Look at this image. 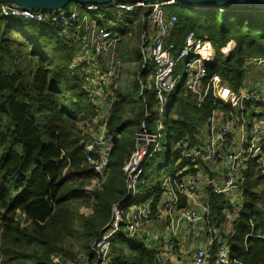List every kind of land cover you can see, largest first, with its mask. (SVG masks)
Returning <instances> with one entry per match:
<instances>
[{
	"label": "trees",
	"instance_id": "1",
	"mask_svg": "<svg viewBox=\"0 0 264 264\" xmlns=\"http://www.w3.org/2000/svg\"><path fill=\"white\" fill-rule=\"evenodd\" d=\"M6 2L0 0L1 4ZM71 4L74 2L66 11ZM108 7L114 9L111 4ZM143 14L144 10H138L123 21L129 22L132 16L142 20ZM169 14L178 18L166 44L167 48L173 45V57L178 58L190 33L201 42L213 43L216 61L207 70L205 88L219 78L239 92L247 79L248 66L253 65L250 59L264 60L262 8L195 6ZM114 32L124 31L116 28ZM232 42L236 51L228 59L224 51ZM89 49L80 35L22 18L7 19L0 8V264H98L93 247L112 220L113 206L124 201L127 214L135 205L130 197L129 202L123 200V192L136 136L132 150L122 144L121 137L128 127L136 133L143 131V124L149 128L147 113H154L157 101L154 88L143 91L142 84L148 85L156 66L151 63L143 69L140 50L133 74L126 79L122 75L108 121V133L117 137L107 180L90 191L94 177L86 165L90 140L82 137L80 125L97 116L107 92L103 88L100 98L91 91L87 79L96 63ZM170 103L172 111L163 124L166 154L163 140L160 148L152 146L139 176L138 193L144 200L136 204L149 202L153 215L165 197L159 179L164 168L175 176L184 167H193L180 164L179 146L183 141L196 145L201 129L215 113L223 112L230 118L236 114L230 102L215 96L212 87L201 106L185 85L172 93ZM244 106L245 112L261 109L260 118L264 119V104L245 101ZM240 198L243 207L235 217V199L211 196V226L219 229L233 219L231 235L217 236L231 244L232 254L243 264H264V238L260 237L264 235V166L256 161ZM180 203L186 207L184 196H180ZM82 208H91L92 212L82 214ZM120 229L119 238L111 242V264H167L159 261L149 245L126 238L124 224ZM217 250L215 245L213 252ZM211 264H217L214 253Z\"/></svg>",
	"mask_w": 264,
	"mask_h": 264
},
{
	"label": "built area",
	"instance_id": "2",
	"mask_svg": "<svg viewBox=\"0 0 264 264\" xmlns=\"http://www.w3.org/2000/svg\"><path fill=\"white\" fill-rule=\"evenodd\" d=\"M112 8L126 14H133L138 10H144L142 17V45L141 53L144 61L143 69L153 63L156 70L149 76L151 85H143L142 90L154 88L157 106L156 119L163 127L166 119L165 114L171 110L170 97L172 93L181 86H187L188 90L195 95L200 106L210 90L213 89L214 82L205 88L204 79L207 70L214 62L211 53L215 52L212 42H201L194 33H190L186 39V45L179 50L178 58L173 57V45L167 48V40L170 33L178 23L175 15L169 14L168 10L176 5L181 8L195 7L194 5L176 0H154L146 2H113ZM108 5L96 3H74L68 11L51 13L46 10L31 9L18 6L9 2L0 3L3 17L7 19L24 18L28 21L41 25L52 26L63 29L67 34L73 33L82 36L83 41L90 48L96 64L90 69H96L100 82H95L94 78L87 80L91 84V91L100 94L104 88L107 92V99L104 104H100L96 110L97 118L102 119L101 134L88 145L89 155L86 159L88 165L94 173L93 186L100 187L107 180V169L111 160L114 140L116 134L108 133V121L111 117L112 108L116 98V92L120 85L123 64L116 57L120 34L108 28V18L104 14L111 10ZM197 7V6H196ZM100 14L101 17L98 16ZM153 26L154 36L150 57L146 53L147 32ZM147 28V29H143ZM206 56V64L203 58ZM119 57V56H118ZM190 58L187 64L186 80L181 77H174L173 68L176 60ZM250 61L256 65H263V59L252 58ZM219 79V78H216ZM142 83V82H141ZM215 94V93H214ZM216 96V95H215ZM226 100V94L217 96ZM254 101L264 104V88L257 87L249 92L245 97L234 98L230 101L236 109L235 118L223 122L219 129L212 132V140L206 146H193L189 141H183L179 146L181 152L180 164H190L199 166L202 163H215L222 155L221 149L226 145V139L231 135V123L245 118L244 102ZM154 110V111H155ZM234 115H232L233 117ZM150 114L147 113V118ZM213 117L208 119L207 124H213ZM249 124L244 121L240 125L241 134L238 145H234V153L227 156L228 166L221 182L214 185L212 195L232 196L237 194L241 197L246 192V182L251 165L256 161L257 165L264 166V123L254 124L247 128ZM160 135L149 132L146 124H143V131L136 135V148L130 159L128 167L127 187L131 200L138 198V187L140 185L139 176L142 173V166L145 163L152 146L160 148ZM200 177L198 174H188L184 177L183 172H178L175 176L170 175L163 183L164 204L163 210L170 216L167 224V238L163 246L151 247L155 250L160 262L168 263L176 258L175 239L178 237L179 227L185 225V233L191 234L193 226L208 222L211 218L210 200L203 205L196 199L199 190ZM180 196L191 198L190 205L181 207ZM188 205V204H187ZM124 206H115L112 211V220L108 227L101 234V238L94 244V249L98 254V264H111L113 255L110 252L111 242L119 238L121 234L120 226L124 224L126 238L141 240L148 245L146 238L141 236L144 221L151 217V206L145 205L139 210L130 211L127 214L123 211ZM200 210L202 213H197ZM251 236V235H249ZM248 236V237H249ZM264 238L263 236H260ZM217 245V264H243L232 254V246L220 236H215L208 241V245L199 248L194 256L195 264H211L212 251Z\"/></svg>",
	"mask_w": 264,
	"mask_h": 264
},
{
	"label": "crops",
	"instance_id": "3",
	"mask_svg": "<svg viewBox=\"0 0 264 264\" xmlns=\"http://www.w3.org/2000/svg\"><path fill=\"white\" fill-rule=\"evenodd\" d=\"M144 29V28H143ZM121 44V42H120ZM236 51V44L234 42L230 43L227 49L224 51L225 57L230 59L233 52ZM213 62L216 61V52L211 53ZM203 64H206V56L203 58ZM248 75L244 83V86L240 89L239 92H235L227 82L222 81L221 79H215L213 84V90L216 96H221L226 94V102H230L234 98L245 97L250 91L257 87L264 88V64L263 65H249L248 66ZM150 82V81H149ZM245 108V106H244ZM245 110V109H244ZM245 112V111H244ZM263 114L261 109H254L252 112H245V118L240 119L239 121H234L231 123L232 132L227 139L226 145L221 149L222 155L218 158L215 163H202L199 166H186L180 172L184 173V177L188 174H198L200 177L199 190L196 196V199L199 200L200 204L203 205L208 199L210 200L212 195V189L215 184L221 182L228 166L227 156L234 153V145H238V139L241 134L240 125L242 122L246 121L249 125L247 128L252 127L257 123H264V119H261L260 116ZM233 117H227L223 112H217L214 114L213 124L205 125L201 131L200 135L197 138L198 143L196 145H202L209 143L212 140V132L216 130L218 126H221L223 122L229 121ZM182 165V164H181ZM186 200V206L190 205L191 198L184 196ZM233 201L234 212L233 215L237 217L240 214L243 202L237 194H232V196H227ZM142 203L147 206L151 204ZM164 200L159 205L160 207L157 210V213L153 215V210L151 208V217L144 221L143 229L141 236L146 238L148 245L153 247L150 240L151 235L159 234L162 237L159 239L160 246L164 245V242L167 238V224L170 222V216L166 211L163 210L162 206ZM188 204V205H187ZM137 206H134L131 211H135ZM213 215L208 222L201 223L193 226V232L191 234L185 233V225L179 227L178 237L175 239L176 244V258L169 261L167 264H195L194 256L196 251L199 248H203L208 245V241L215 237L217 234H224V236H230L232 233V220L230 223L222 225L221 228L215 229L211 226ZM220 232V233H219ZM217 255V251H212Z\"/></svg>",
	"mask_w": 264,
	"mask_h": 264
},
{
	"label": "rangeland",
	"instance_id": "4",
	"mask_svg": "<svg viewBox=\"0 0 264 264\" xmlns=\"http://www.w3.org/2000/svg\"><path fill=\"white\" fill-rule=\"evenodd\" d=\"M26 7H28V6H26ZM71 8H72V4L69 7V9H71ZM179 8H181L179 5L173 6L168 10V12L171 13L172 10L174 11V10L179 9ZM34 9H38V8H34ZM62 11H66V10L64 9ZM98 16L101 17L100 14H98ZM104 16H106L108 18V20H107L108 28L113 29V30L116 28H122L124 31V32H121V34H120L121 44L119 45L120 48L117 50L116 57L119 58V60L123 64L122 75H124L123 79H126L127 75L133 74V68L135 66L133 63L137 60L136 58H138L141 55L140 43L142 45V31H141L142 20L138 17L136 18L135 16H132L131 19L129 20V22H124L123 20H127L129 18V16L126 13H123V12H121L119 10H115V9H111L110 11L106 12L104 14ZM125 27H127L128 30L125 29ZM118 30H120V29H118ZM147 35H148V37L146 40V43H147L146 53L150 57V52H151V47H152V39L154 36V31H153L152 25H150V29L148 30ZM88 54L91 57H93V54H92L90 49H89ZM121 58L125 60L124 63H123ZM189 61H190L189 57L176 60V66L172 70L175 78L176 77L184 78L186 76V73H187V67L186 66H187ZM89 74H91L90 77L94 78V80H95V77L98 74V72L96 69H89ZM95 82H100V79L96 78ZM148 85L150 86L151 83L149 82ZM156 115H157L156 110L154 111V113L151 112L150 117H148V119L150 118V120L147 121V124L149 127V132L160 135L161 140L164 141V143H163V145H164L163 154L165 155L166 149H167V131L164 127H161L158 124L157 119H156L157 118ZM168 115L165 114L164 119H166ZM102 121L103 120L100 118H97V116L95 118H93L91 121H89V120L82 121L81 125H80V128L83 132L82 137H85L88 140H90V142H93L94 139L99 137L101 134ZM137 133H136L134 128L128 127L127 133L121 137L122 144L128 145L129 149L132 150L134 147V144H135L134 139H135V136ZM161 140H160V142H161ZM131 158H132V156H131ZM128 163H130V161ZM128 167H129V164H128ZM162 172L163 173L159 176V179L164 183L168 179L170 174L166 168H164V170ZM125 184H126L127 189L126 190L124 189L123 200H126L129 202L130 199L128 197L129 196V190L127 187V181ZM96 189H98V185H96V187H94L93 186V179H92V183L90 185L89 190L94 191ZM137 194H138V198L135 200H131V201L135 204L134 206H137L136 210H139L142 207H144V204L139 205V204H136V202L142 200V198L144 200V196L142 193H137ZM123 202L124 201H121L118 204L114 205L113 209L115 206L121 207L123 205ZM91 212H92L91 208H82L81 209V213L85 214V215H88ZM220 235H222V234L220 233ZM165 236H166V233L164 236H161L159 234H155V235L152 234L151 240H150L152 246L153 247L159 246L160 245L159 239L162 237H165ZM222 236L225 238L227 237L224 235H222Z\"/></svg>",
	"mask_w": 264,
	"mask_h": 264
},
{
	"label": "water",
	"instance_id": "5",
	"mask_svg": "<svg viewBox=\"0 0 264 264\" xmlns=\"http://www.w3.org/2000/svg\"><path fill=\"white\" fill-rule=\"evenodd\" d=\"M150 2L152 0H8L9 3L37 10L56 11L64 10L70 3H96L99 5H109L113 2ZM154 1V0H153ZM178 2H185L197 7H256L264 9V0H176ZM235 51L230 56H234ZM197 213L201 214L200 210Z\"/></svg>",
	"mask_w": 264,
	"mask_h": 264
},
{
	"label": "bare ground",
	"instance_id": "6",
	"mask_svg": "<svg viewBox=\"0 0 264 264\" xmlns=\"http://www.w3.org/2000/svg\"><path fill=\"white\" fill-rule=\"evenodd\" d=\"M106 8H108V7H106ZM3 12V11H2ZM59 12H61V10H59ZM127 15H129V14H127ZM22 19H24V18H22ZM24 20H26V19H24ZM54 28V27H53ZM119 45H120V42H119ZM251 92V91H250ZM156 98V97H155ZM221 126H218V127H216L217 129H219ZM228 139V138H227ZM227 139H226V141H225V144L227 143ZM208 143H206V144H202V145H193V146H206ZM122 206H127V204L125 203V202H123V205Z\"/></svg>",
	"mask_w": 264,
	"mask_h": 264
}]
</instances>
